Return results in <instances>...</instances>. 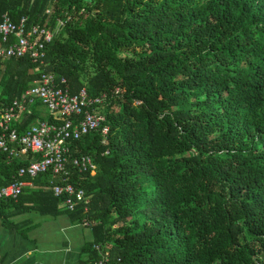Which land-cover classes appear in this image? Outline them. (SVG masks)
Wrapping results in <instances>:
<instances>
[{
    "label": "trees",
    "instance_id": "1",
    "mask_svg": "<svg viewBox=\"0 0 264 264\" xmlns=\"http://www.w3.org/2000/svg\"><path fill=\"white\" fill-rule=\"evenodd\" d=\"M5 14L54 37L42 65L0 61V115L52 74L71 95H106L109 131L68 143L87 211L54 197L51 171L18 179L40 155L0 153V188L33 186L0 199L3 223L36 212L87 224L79 264L100 259L94 245L108 264H264V0H0ZM30 114L11 128L53 122ZM84 155L94 174L73 165Z\"/></svg>",
    "mask_w": 264,
    "mask_h": 264
},
{
    "label": "built area",
    "instance_id": "2",
    "mask_svg": "<svg viewBox=\"0 0 264 264\" xmlns=\"http://www.w3.org/2000/svg\"><path fill=\"white\" fill-rule=\"evenodd\" d=\"M54 37V32L38 25L28 26V19L21 17L17 22L10 20L7 14L0 18V61L27 58L30 62L42 65L46 46ZM65 79L57 80L52 74L42 73L33 86L27 89L19 101L12 103L0 115V153L8 159L19 153H32L41 156L40 160L29 162L17 170L18 179L26 175L34 180L39 174L52 172L59 177L61 184H51V191L56 198L64 199V208L75 211L78 205L86 206L84 192L70 184L69 141L77 140L92 131L100 132L102 143L106 141L109 127L104 125L105 117L99 108L106 102V95L88 97L84 89L71 95L68 89L61 87ZM39 100L52 116L53 122L41 121L29 126L18 134L11 128L12 120L19 112H24V104ZM73 117H78L74 119ZM80 117V118H79ZM80 171L94 174L96 168L90 156L76 157L72 161ZM32 186L29 181H16L0 188V199L17 200L22 190ZM87 226V224H85ZM99 252L96 264H108V251L93 246ZM0 264H3L0 261Z\"/></svg>",
    "mask_w": 264,
    "mask_h": 264
},
{
    "label": "crops",
    "instance_id": "3",
    "mask_svg": "<svg viewBox=\"0 0 264 264\" xmlns=\"http://www.w3.org/2000/svg\"><path fill=\"white\" fill-rule=\"evenodd\" d=\"M34 103H25L24 112L17 113L12 124L20 122L22 114L44 117L45 107L33 109ZM9 219L5 223L0 219V261L3 264H79L87 258L82 247L91 240V231L88 227L73 225L67 215L53 217L26 212Z\"/></svg>",
    "mask_w": 264,
    "mask_h": 264
},
{
    "label": "water",
    "instance_id": "4",
    "mask_svg": "<svg viewBox=\"0 0 264 264\" xmlns=\"http://www.w3.org/2000/svg\"><path fill=\"white\" fill-rule=\"evenodd\" d=\"M59 30H60V28H58L57 32H59ZM57 32H56V33H57Z\"/></svg>",
    "mask_w": 264,
    "mask_h": 264
}]
</instances>
